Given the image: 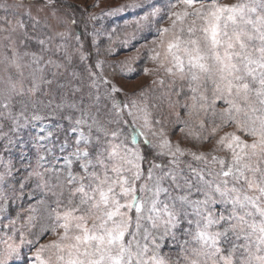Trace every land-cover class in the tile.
<instances>
[{"label": "snow or ice", "instance_id": "6c2138e0", "mask_svg": "<svg viewBox=\"0 0 264 264\" xmlns=\"http://www.w3.org/2000/svg\"><path fill=\"white\" fill-rule=\"evenodd\" d=\"M126 9L153 79L116 100L70 0H0V264H264V0Z\"/></svg>", "mask_w": 264, "mask_h": 264}, {"label": "rangeland", "instance_id": "374dc122", "mask_svg": "<svg viewBox=\"0 0 264 264\" xmlns=\"http://www.w3.org/2000/svg\"><path fill=\"white\" fill-rule=\"evenodd\" d=\"M12 0H9L11 3ZM70 2L76 6L75 18L77 20L78 28L80 29L81 39L84 42V49L87 51L89 48L93 51L89 63H95L99 61L101 63L100 68H94L93 70L98 74H103L113 85L122 91L119 93H113V97L117 100H127L133 97L134 93H139L141 89L147 88L151 85L153 76L146 75L144 69H152L154 67L153 61L149 58L150 53L148 49L152 46L151 42L155 38L156 25L151 26L144 24L141 29H137L135 21L139 19L144 12L140 9H126L123 12H117L112 15H106L113 9H117L122 5L129 2V0H70ZM162 3V0H158ZM221 3H232L234 0H220ZM97 5V6H93ZM182 5H178L179 10ZM94 14L97 16L95 20H89V15ZM143 23V22H142ZM169 21L165 18L161 22L160 26H168ZM76 31V29H75ZM93 32H98L95 36V40L98 45L99 55H97V48L93 46ZM128 39V43L124 44V39ZM87 44L89 47H87ZM129 58H135L131 63H122ZM108 89L101 85L100 93L103 97ZM127 111V110H126ZM131 120V117H128ZM142 123V122H141ZM132 131L131 127L127 129ZM225 129L224 131H229ZM147 133V129H142ZM169 138L173 143L180 141L182 147H192L196 150L197 146H194L190 141L184 140L181 133L178 130H170ZM223 135V132L220 133ZM148 139H154L150 134ZM144 136H139L138 140L143 141ZM208 146L200 147V150H206ZM53 237L48 236L41 240V243H46L47 240ZM38 246V245H37ZM25 252L29 256H33L35 249L32 252ZM44 255V254H42Z\"/></svg>", "mask_w": 264, "mask_h": 264}, {"label": "trees", "instance_id": "16d2710c", "mask_svg": "<svg viewBox=\"0 0 264 264\" xmlns=\"http://www.w3.org/2000/svg\"><path fill=\"white\" fill-rule=\"evenodd\" d=\"M78 26H79V25L76 26V32H77V33L80 32V31H79L80 29L78 28ZM80 35H81V33H80ZM81 36H82V35H81ZM87 47H89L88 44H87ZM86 52H91V54L93 53V51H92L90 48H89ZM91 56H93V54H92ZM113 95H114V94H113ZM117 100H119V98H118ZM139 141H140V140H139Z\"/></svg>", "mask_w": 264, "mask_h": 264}]
</instances>
